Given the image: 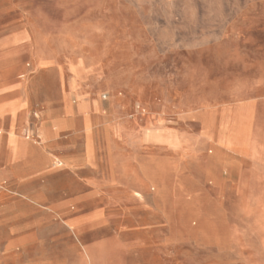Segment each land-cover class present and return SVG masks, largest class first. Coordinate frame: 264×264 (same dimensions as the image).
<instances>
[{"label":"rangeland","instance_id":"374dc122","mask_svg":"<svg viewBox=\"0 0 264 264\" xmlns=\"http://www.w3.org/2000/svg\"><path fill=\"white\" fill-rule=\"evenodd\" d=\"M0 86V101L26 102L33 130L64 101L100 104L98 157L112 121L122 152L160 137L144 151L165 165L163 219L110 202L84 219L93 204L68 202L86 191L74 175L3 182L0 264H264V0H0ZM219 147L255 160L236 179H205ZM63 203L70 227L50 210Z\"/></svg>","mask_w":264,"mask_h":264},{"label":"crops","instance_id":"0c3cea01","mask_svg":"<svg viewBox=\"0 0 264 264\" xmlns=\"http://www.w3.org/2000/svg\"><path fill=\"white\" fill-rule=\"evenodd\" d=\"M6 91L4 86H0V94ZM100 107L98 104L94 109L79 98L75 102L71 100V103L64 101L62 113L58 116L48 109L35 114L39 125L33 130L28 127L31 116L23 99L0 101V148L5 145L4 150H0V186L5 181H12L19 186L26 182L32 184L44 181V185L48 186L53 176L74 175L86 191L75 195L68 202L93 204L91 212L83 216L84 219L100 220L106 210L102 206L105 202L114 204L115 208L120 203L135 205L152 219H163L164 208L158 203L163 197L164 158L159 153L144 151L148 150L149 144L158 148L162 139L144 132L137 141L131 143L130 154L127 152L129 144L126 151L122 152L117 147L122 143L120 127L109 121L107 158L98 157L91 121L94 116L104 119L100 115ZM68 118L79 120L80 126L74 128ZM26 131L35 135L38 142L24 139ZM61 135L66 138L67 146L63 149L56 146ZM251 155L252 160H255L253 153L219 147L208 158L204 178L222 181L225 179L223 171H227L226 178L236 179L239 167ZM57 162L59 165L55 164ZM29 200L38 203L42 198L34 193ZM65 206L66 203L55 205L50 210L56 212L58 218H66L65 223L70 227L75 224L76 217H72Z\"/></svg>","mask_w":264,"mask_h":264}]
</instances>
